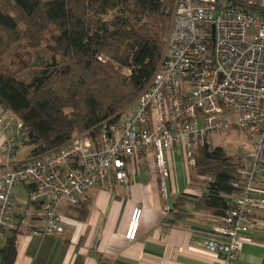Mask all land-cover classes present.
I'll use <instances>...</instances> for the list:
<instances>
[{
    "label": "built area",
    "instance_id": "2783aa9c",
    "mask_svg": "<svg viewBox=\"0 0 264 264\" xmlns=\"http://www.w3.org/2000/svg\"><path fill=\"white\" fill-rule=\"evenodd\" d=\"M15 124V125H14ZM7 155L0 177V234L10 221L12 190L30 187L38 204L41 236L63 232L61 204L76 205L84 192L123 182L152 154L160 191L166 195V153L180 145L189 167L199 147L212 148L213 134L243 131L251 142L234 173L229 207L203 239L213 264H233L251 232L264 231V0H176L164 53L135 102L95 135L76 134L55 149L15 161L26 127L0 106ZM142 208L130 213L125 238L136 237Z\"/></svg>",
    "mask_w": 264,
    "mask_h": 264
},
{
    "label": "trees",
    "instance_id": "16d2710c",
    "mask_svg": "<svg viewBox=\"0 0 264 264\" xmlns=\"http://www.w3.org/2000/svg\"><path fill=\"white\" fill-rule=\"evenodd\" d=\"M171 2L0 0V61L15 47L0 68V106L26 127L23 145L31 147V156L78 133L95 135L100 122L114 121L134 100L159 63ZM40 46L49 56L34 63L32 50ZM198 152L190 185L199 183L201 193L179 194L165 219L169 225L193 211L215 220L229 207L226 196L234 191L242 153L207 144ZM73 206L78 217L85 215L80 199ZM15 255L11 236L0 249V264H13Z\"/></svg>",
    "mask_w": 264,
    "mask_h": 264
},
{
    "label": "crops",
    "instance_id": "0c3cea01",
    "mask_svg": "<svg viewBox=\"0 0 264 264\" xmlns=\"http://www.w3.org/2000/svg\"><path fill=\"white\" fill-rule=\"evenodd\" d=\"M7 116L16 123V116L10 112ZM14 133L6 134L0 125V177L7 159L2 142ZM30 150V146L18 145L12 158L27 162ZM146 162L138 173L129 172L123 182L112 180L104 188L87 189L80 198L86 207L84 216L78 217L76 207L61 204L58 210L63 232L56 235L35 233L43 224L39 206L29 200L26 185L14 187L10 221L1 230L0 249L14 236L13 264H213L215 254L203 244L212 227L210 216L193 211L190 218L171 225L165 222L179 194L201 193L200 187L190 185L181 146L175 145L166 153V195L160 191L152 154ZM135 206L142 208V217L136 237L128 240L125 230ZM232 263L264 264L263 230L246 236Z\"/></svg>",
    "mask_w": 264,
    "mask_h": 264
},
{
    "label": "rangeland",
    "instance_id": "374dc122",
    "mask_svg": "<svg viewBox=\"0 0 264 264\" xmlns=\"http://www.w3.org/2000/svg\"><path fill=\"white\" fill-rule=\"evenodd\" d=\"M176 0H172L170 4H167L166 11L164 12L167 17H168V22H167V28L166 31L162 37V55L164 53V39L167 34L169 24H170V19H171V14L175 5ZM15 51V47L11 48L6 54L5 57L2 61H0V68H6L7 63L9 60L12 58L13 53ZM32 57L34 60V63L40 62L41 60L47 58L49 56V53L43 48V46L38 47L37 49L32 50ZM161 55V57H162ZM138 95V94H137ZM136 97L134 100L129 103L127 106H125L121 111H123L125 108H127L129 105L133 104L135 102ZM119 111V113L121 112ZM80 134V133H78ZM213 141H212V146H221L225 151H227L230 154H240L242 153V158H244L245 153L251 149V142L247 135L241 131V130H230V131H225L221 133H214L213 135ZM199 152L197 151L196 158L198 157ZM190 174L192 173V169L189 167ZM199 183L192 185L193 187H200L198 186Z\"/></svg>",
    "mask_w": 264,
    "mask_h": 264
}]
</instances>
